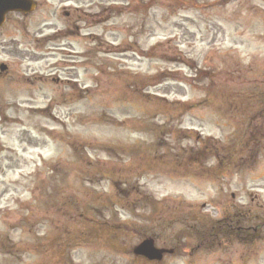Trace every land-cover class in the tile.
Wrapping results in <instances>:
<instances>
[{"label":"rangeland","instance_id":"rangeland-1","mask_svg":"<svg viewBox=\"0 0 264 264\" xmlns=\"http://www.w3.org/2000/svg\"><path fill=\"white\" fill-rule=\"evenodd\" d=\"M36 1L0 29V264H264V0Z\"/></svg>","mask_w":264,"mask_h":264},{"label":"water","instance_id":"water-1","mask_svg":"<svg viewBox=\"0 0 264 264\" xmlns=\"http://www.w3.org/2000/svg\"><path fill=\"white\" fill-rule=\"evenodd\" d=\"M33 9V5L28 0H0V25L4 20V15L9 11L28 12ZM5 66H0L4 70ZM165 250L156 249L152 240L143 241L136 249L135 254L144 256L149 260H160Z\"/></svg>","mask_w":264,"mask_h":264},{"label":"trees","instance_id":"trees-1","mask_svg":"<svg viewBox=\"0 0 264 264\" xmlns=\"http://www.w3.org/2000/svg\"><path fill=\"white\" fill-rule=\"evenodd\" d=\"M255 98V100H257V101H259V103L261 104L262 103V105H263V103H264V92H263V95L262 96H260L259 98L256 96V97H254ZM254 119V118H253ZM260 126H263V125H260ZM252 130H255V132L257 133V130H256V128L254 129L253 128V126L251 127V131ZM252 135H254V132H253V134ZM211 147H216V145H211ZM207 149V148H206ZM223 165V162H221V161H217V167L218 168H221V166Z\"/></svg>","mask_w":264,"mask_h":264},{"label":"flooded vegetation","instance_id":"flooded-vegetation-1","mask_svg":"<svg viewBox=\"0 0 264 264\" xmlns=\"http://www.w3.org/2000/svg\"><path fill=\"white\" fill-rule=\"evenodd\" d=\"M66 16H69V14H68V13H66Z\"/></svg>","mask_w":264,"mask_h":264}]
</instances>
